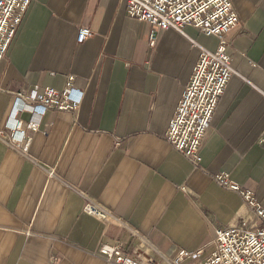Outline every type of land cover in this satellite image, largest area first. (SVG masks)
I'll return each instance as SVG.
<instances>
[{
    "label": "crops",
    "instance_id": "0c3cea01",
    "mask_svg": "<svg viewBox=\"0 0 264 264\" xmlns=\"http://www.w3.org/2000/svg\"><path fill=\"white\" fill-rule=\"evenodd\" d=\"M230 3L237 24L223 37L233 75L196 167L164 140L198 56L191 43L160 31L149 45V24L129 19L120 0L29 3L0 62V127L13 92L58 91L70 75L82 96L75 118L43 114L24 156L0 140V264H106L97 247L129 252L130 231L160 253L203 248L205 257L214 229L253 219L213 174L226 173L264 209V0ZM79 27L89 31L82 44ZM186 31L214 49V38ZM78 192L118 224L83 215Z\"/></svg>",
    "mask_w": 264,
    "mask_h": 264
},
{
    "label": "built area",
    "instance_id": "2783aa9c",
    "mask_svg": "<svg viewBox=\"0 0 264 264\" xmlns=\"http://www.w3.org/2000/svg\"><path fill=\"white\" fill-rule=\"evenodd\" d=\"M32 0H0V62L24 12ZM126 16L149 24V45L160 31H172L191 43L198 56L190 77L180 90L177 103L171 112L164 133V140L171 149L184 157L192 167L199 162L198 150L208 129L209 121L227 80L233 75L225 52L224 35L237 24L230 0H120ZM193 29L203 37L216 40L213 50L203 48L187 35ZM89 31L79 27L76 44H82ZM67 75L63 87H33L28 93L13 92L8 119L0 127V140L13 151L25 155L31 135L39 132L40 121L46 111L69 113L77 116L82 92L72 84ZM20 114L28 119L22 120ZM47 131L44 130V136ZM212 181L222 189L238 195L250 209L253 219L248 225L214 229L210 252L203 248L185 250L175 248L171 253H160L143 236L130 231L137 238L132 250L127 252L119 245H100L97 255L106 264H264V209L252 195L232 182L226 173L213 174ZM82 200L81 213L102 223H115L110 211L92 198L78 192ZM156 253L157 260L149 254Z\"/></svg>",
    "mask_w": 264,
    "mask_h": 264
}]
</instances>
